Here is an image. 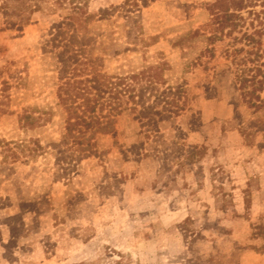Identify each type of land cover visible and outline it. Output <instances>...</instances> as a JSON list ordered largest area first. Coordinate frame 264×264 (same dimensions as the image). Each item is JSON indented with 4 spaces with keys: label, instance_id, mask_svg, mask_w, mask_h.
Listing matches in <instances>:
<instances>
[{
    "label": "rangeland",
    "instance_id": "obj_1",
    "mask_svg": "<svg viewBox=\"0 0 264 264\" xmlns=\"http://www.w3.org/2000/svg\"><path fill=\"white\" fill-rule=\"evenodd\" d=\"M67 2L0 0V264H264V121L242 102L233 54L249 49L243 33L264 43V6L209 44L213 0ZM96 57L109 75L165 63L144 100L154 112L127 104L112 131L47 147L58 86ZM177 87L172 113L156 97ZM28 107L54 123L20 129ZM24 138L46 150L2 149Z\"/></svg>",
    "mask_w": 264,
    "mask_h": 264
},
{
    "label": "trees",
    "instance_id": "obj_2",
    "mask_svg": "<svg viewBox=\"0 0 264 264\" xmlns=\"http://www.w3.org/2000/svg\"><path fill=\"white\" fill-rule=\"evenodd\" d=\"M63 3L66 0H57ZM66 8L69 12L81 9L87 0H67ZM264 6V0H213L208 5L209 19L206 27L208 36H204L209 44L220 41L224 35L235 32L243 21L241 12L252 9L257 5ZM254 14L248 10V15ZM262 24V23H261ZM264 25V24H262ZM262 30V29H261ZM261 30L252 34L243 33L240 41L249 49L233 50V54L244 52L235 63V81L240 91L242 102L252 110L255 118L264 121V43L260 37ZM208 52L211 49L207 50ZM69 72V77L58 86L57 108L59 125L58 142L49 141L47 147H65L71 150L74 146H82L90 140L91 136L98 132L112 131L114 119L121 112L123 107L130 105L129 110L134 111L139 107L138 118L148 117L153 111L152 106L145 105V99L154 90L155 86L162 79L163 66L165 63L142 66L139 71L131 74L109 75L102 70L103 59L96 57L77 62ZM139 88H135L136 83ZM148 95L146 96V93ZM179 88H171L168 93L158 95V101L175 104L177 113L182 107H177L176 94ZM168 96H172L168 98ZM168 101V102H167ZM126 109V108H125ZM154 112V111H153ZM37 113L45 116L44 119ZM152 114V113H151ZM53 113L51 110H39L36 107H28L19 117V127L25 131H32L34 127L43 128L50 121L52 124ZM89 136V137H88ZM11 144L14 148H11ZM29 144H32L30 148ZM2 149L11 155H15V149L20 152H28L30 158L35 157L44 150L39 140L22 139L19 142H2ZM14 151V152H12Z\"/></svg>",
    "mask_w": 264,
    "mask_h": 264
}]
</instances>
